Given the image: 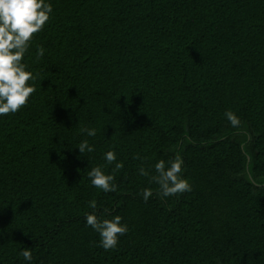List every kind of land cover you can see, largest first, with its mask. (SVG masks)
Here are the masks:
<instances>
[{"label":"trees","instance_id":"obj_1","mask_svg":"<svg viewBox=\"0 0 264 264\" xmlns=\"http://www.w3.org/2000/svg\"><path fill=\"white\" fill-rule=\"evenodd\" d=\"M45 2L23 58L36 91L0 116V264H264V0ZM177 153L192 190L162 198L154 165ZM93 200L127 225L115 249Z\"/></svg>","mask_w":264,"mask_h":264},{"label":"clouds","instance_id":"obj_2","mask_svg":"<svg viewBox=\"0 0 264 264\" xmlns=\"http://www.w3.org/2000/svg\"><path fill=\"white\" fill-rule=\"evenodd\" d=\"M53 8L45 0H0V116L17 113L21 108L26 107L29 98L35 93L34 86L29 85L30 80L36 77L31 71H27V65L23 58L28 51L34 34L41 32L50 20ZM44 48L37 47V59L43 57ZM225 117L231 126H239L238 116L231 110L225 112ZM82 133L89 137L96 135V129L82 128ZM80 154L85 151L91 153L94 148L89 145L88 140H83L77 147ZM140 159L139 155L134 157ZM108 164L115 163L117 170L123 168V163L116 162L114 151L104 154ZM183 158L177 153L168 161L159 160L155 165L156 175L151 181L159 185L157 195L162 198L182 195L192 190L189 181L182 176ZM139 174L148 176L149 173L140 167ZM91 184L103 192H116L117 185L114 183L113 175H106L102 168L97 166L87 173ZM153 196L150 188L142 191V198L147 202ZM89 207L94 211L85 214L87 226L94 229L100 236V246L105 250L115 249L119 237L127 233V225L121 223L122 217L114 216L112 219H100L95 214L97 203L95 200L89 202ZM106 211V210H105ZM20 255L26 260H32L31 248L24 247Z\"/></svg>","mask_w":264,"mask_h":264}]
</instances>
